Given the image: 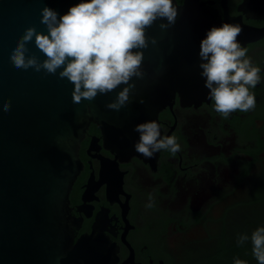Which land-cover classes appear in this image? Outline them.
I'll use <instances>...</instances> for the list:
<instances>
[{
  "label": "water",
  "instance_id": "obj_1",
  "mask_svg": "<svg viewBox=\"0 0 264 264\" xmlns=\"http://www.w3.org/2000/svg\"><path fill=\"white\" fill-rule=\"evenodd\" d=\"M74 2L0 0V264H117L112 243H87L94 233L75 240L70 193L82 169L88 127L96 123L117 156L144 157L134 148L136 124L159 121L177 93L189 103L209 99L199 74V44L207 29L224 21L194 1L179 5L170 28L161 29L157 20L148 29L158 43L144 50L146 75L119 111L106 107L119 89L73 103L74 85L67 78L16 67L10 50L18 37L33 25L46 31L40 9L49 4L64 12ZM28 47L29 55L44 58L34 40ZM5 98H11L9 111L2 106Z\"/></svg>",
  "mask_w": 264,
  "mask_h": 264
},
{
  "label": "flooded vegetation",
  "instance_id": "obj_2",
  "mask_svg": "<svg viewBox=\"0 0 264 264\" xmlns=\"http://www.w3.org/2000/svg\"><path fill=\"white\" fill-rule=\"evenodd\" d=\"M193 1L241 25L264 77V0H176ZM252 91L255 109L228 118L211 99L189 103L177 93L159 113L162 134L182 146L175 154L121 158L92 122L70 193L75 240L94 233L87 243H112L117 264H202L218 243L250 237L264 224V79Z\"/></svg>",
  "mask_w": 264,
  "mask_h": 264
},
{
  "label": "clouds",
  "instance_id": "obj_3",
  "mask_svg": "<svg viewBox=\"0 0 264 264\" xmlns=\"http://www.w3.org/2000/svg\"><path fill=\"white\" fill-rule=\"evenodd\" d=\"M180 6L176 0H76L61 12L49 4L41 9L40 22L46 31L29 26L10 50L14 65L25 70L44 71L73 83V103L94 100L99 94L117 89L115 98L106 104L119 111L132 100L137 79L146 75L143 63L145 49L158 39L148 35V29L160 21L161 29L175 24ZM242 31L238 22L224 21L212 25L199 44L200 76L214 101V109L224 118L236 110L248 112L256 107L254 89L264 77L261 67L248 55V49L237 39ZM34 40L44 58L29 55V42ZM136 78V79H134ZM123 85V87H120ZM140 103H144L141 97ZM11 110V98L2 102ZM163 125L156 119L135 125L139 134L134 144L137 152L152 158L161 150L175 154L181 144L173 133L162 134ZM154 206L149 195L146 208ZM252 242V254L264 264V224L251 236L239 234L238 243ZM234 264H248L235 258Z\"/></svg>",
  "mask_w": 264,
  "mask_h": 264
},
{
  "label": "trees",
  "instance_id": "obj_4",
  "mask_svg": "<svg viewBox=\"0 0 264 264\" xmlns=\"http://www.w3.org/2000/svg\"><path fill=\"white\" fill-rule=\"evenodd\" d=\"M210 261H203L202 264H234L235 258L248 261V264H259L252 254V242L248 243H218L209 254Z\"/></svg>",
  "mask_w": 264,
  "mask_h": 264
}]
</instances>
